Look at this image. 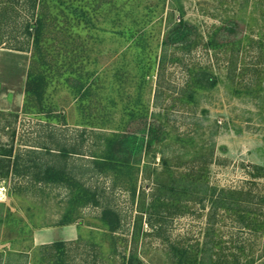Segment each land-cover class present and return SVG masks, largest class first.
I'll list each match as a JSON object with an SVG mask.
<instances>
[{
	"label": "rangeland",
	"instance_id": "obj_1",
	"mask_svg": "<svg viewBox=\"0 0 264 264\" xmlns=\"http://www.w3.org/2000/svg\"><path fill=\"white\" fill-rule=\"evenodd\" d=\"M0 48L40 82L0 103V264H264V0H0Z\"/></svg>",
	"mask_w": 264,
	"mask_h": 264
},
{
	"label": "trees",
	"instance_id": "obj_2",
	"mask_svg": "<svg viewBox=\"0 0 264 264\" xmlns=\"http://www.w3.org/2000/svg\"><path fill=\"white\" fill-rule=\"evenodd\" d=\"M236 24H237L236 22L230 23L229 25L225 24L221 28V30L223 32L224 31L228 32L229 34L236 33L237 32V25ZM187 25L188 24L184 20L182 13H180L179 20L171 28V31H170L171 34L169 35L170 40L171 41H178V40L185 38V36L188 33L187 32ZM29 28L31 29L30 33H32V35L37 38L39 36L40 30H41L40 20H35L31 24H29ZM39 88H40L39 79L37 77H34V75L31 74L30 71H27L26 80H25V84H24V95L27 97L30 94L37 96L39 94ZM27 104H28V98L27 99L25 98L23 100V104H22V111H26ZM125 140H127V138ZM125 140L124 139L123 140H116L113 143H111L112 141H111V139H109L108 141H110V143L112 145V150L110 152L120 150L119 146H121V144L124 143ZM109 158H110L109 160L112 159L111 156ZM107 163L105 165H107ZM16 165H17V162H16V157L13 156L12 145L1 146L0 147V176H4V177L7 176L8 169L12 168ZM108 165L112 166V167L116 166L115 164H111V163H108ZM258 168H261V167H258ZM258 168H256V169L258 170ZM39 178L43 179L44 181L54 182L57 180H65L66 175H65L64 170L59 168V167L56 168L53 166H46L43 169V172L41 173ZM204 193L209 196L212 210L216 209L217 207H222V208L227 209V210L238 209V206H236L237 205L236 204L237 199H235L236 198L235 191H229V190H224V189L218 190L216 187L212 186V187L207 188ZM262 200L264 201V197L262 198ZM247 217H249V216H247ZM253 225H255V224H253ZM109 226L111 227L110 230L113 231L115 227L110 225V224H109ZM255 227L258 229L264 230V220H262ZM54 244H55V247L57 248L58 251L63 250V242L62 241L55 242ZM130 264H132L131 261H130Z\"/></svg>",
	"mask_w": 264,
	"mask_h": 264
},
{
	"label": "crops",
	"instance_id": "obj_3",
	"mask_svg": "<svg viewBox=\"0 0 264 264\" xmlns=\"http://www.w3.org/2000/svg\"><path fill=\"white\" fill-rule=\"evenodd\" d=\"M13 51L10 49L0 48V56H7V58L15 57L18 61L17 67L21 69L20 76L18 77H10L4 72L3 68L5 65H9L10 63L0 62V85L2 83H7V88L9 91L7 94L3 96L2 101L0 103H7V109H11L13 111H19L23 104V96H24V84L27 75V67L29 62V57L26 56L25 52L22 51ZM13 65V64H11Z\"/></svg>",
	"mask_w": 264,
	"mask_h": 264
},
{
	"label": "bare ground",
	"instance_id": "obj_4",
	"mask_svg": "<svg viewBox=\"0 0 264 264\" xmlns=\"http://www.w3.org/2000/svg\"><path fill=\"white\" fill-rule=\"evenodd\" d=\"M18 60L15 58V57H10V58H7V56H0V62H4V63H7L9 62L10 64H17Z\"/></svg>",
	"mask_w": 264,
	"mask_h": 264
}]
</instances>
